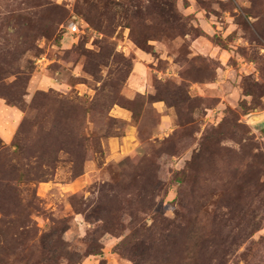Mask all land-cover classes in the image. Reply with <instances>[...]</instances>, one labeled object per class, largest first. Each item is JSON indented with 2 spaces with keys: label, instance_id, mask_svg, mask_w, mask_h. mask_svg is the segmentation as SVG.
Returning <instances> with one entry per match:
<instances>
[{
  "label": "rangeland",
  "instance_id": "374dc122",
  "mask_svg": "<svg viewBox=\"0 0 264 264\" xmlns=\"http://www.w3.org/2000/svg\"><path fill=\"white\" fill-rule=\"evenodd\" d=\"M254 115L264 0H0V264H264Z\"/></svg>",
  "mask_w": 264,
  "mask_h": 264
},
{
  "label": "water",
  "instance_id": "95a60500",
  "mask_svg": "<svg viewBox=\"0 0 264 264\" xmlns=\"http://www.w3.org/2000/svg\"><path fill=\"white\" fill-rule=\"evenodd\" d=\"M262 118H264V115H254V116H251V120H253V121H259Z\"/></svg>",
  "mask_w": 264,
  "mask_h": 264
},
{
  "label": "trees",
  "instance_id": "16d2710c",
  "mask_svg": "<svg viewBox=\"0 0 264 264\" xmlns=\"http://www.w3.org/2000/svg\"><path fill=\"white\" fill-rule=\"evenodd\" d=\"M30 2H33L34 4H38L39 0H29Z\"/></svg>",
  "mask_w": 264,
  "mask_h": 264
},
{
  "label": "built area",
  "instance_id": "2783aa9c",
  "mask_svg": "<svg viewBox=\"0 0 264 264\" xmlns=\"http://www.w3.org/2000/svg\"><path fill=\"white\" fill-rule=\"evenodd\" d=\"M72 25H74V24H72ZM76 29V26H73V30H75ZM71 32H73L72 30H71Z\"/></svg>",
  "mask_w": 264,
  "mask_h": 264
}]
</instances>
